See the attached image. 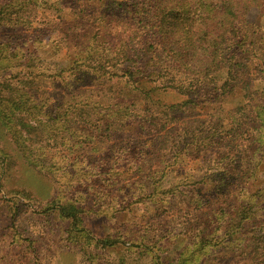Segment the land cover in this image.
<instances>
[{"label": "rangeland", "instance_id": "rangeland-1", "mask_svg": "<svg viewBox=\"0 0 264 264\" xmlns=\"http://www.w3.org/2000/svg\"><path fill=\"white\" fill-rule=\"evenodd\" d=\"M106 2L0 0V264H264V0L200 93Z\"/></svg>", "mask_w": 264, "mask_h": 264}, {"label": "trees", "instance_id": "trees-1", "mask_svg": "<svg viewBox=\"0 0 264 264\" xmlns=\"http://www.w3.org/2000/svg\"><path fill=\"white\" fill-rule=\"evenodd\" d=\"M243 5L242 0H107L103 4L108 10L105 12L106 17L115 14L121 16L133 14L132 18L135 21L139 19V22L143 23L148 19L144 27L154 30L153 34L159 39L166 53V57L161 56L159 61L164 64L170 61L165 67L166 71L191 75L190 80L197 82L196 86L192 87L196 90L193 93L204 92L206 87L211 88L216 85L219 80L214 74L225 67L227 51L240 46L242 39L239 38L237 18L243 12L248 13V9L243 8ZM181 36H184V40L189 43L184 44V47H192L191 50H178L172 43L161 41L163 39L178 44L176 39ZM228 42H230L229 48ZM157 52L154 50L152 56ZM161 71L162 69L159 72ZM141 86L147 98L152 99L156 88H177ZM205 94H208V90ZM245 210L247 209L243 210V214ZM65 211L68 212L71 221L77 224L79 210L69 204L65 206Z\"/></svg>", "mask_w": 264, "mask_h": 264}]
</instances>
